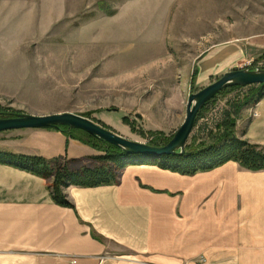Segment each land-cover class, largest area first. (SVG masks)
I'll use <instances>...</instances> for the list:
<instances>
[{"label":"crops","instance_id":"0c3cea01","mask_svg":"<svg viewBox=\"0 0 264 264\" xmlns=\"http://www.w3.org/2000/svg\"><path fill=\"white\" fill-rule=\"evenodd\" d=\"M263 52L264 31L214 43L194 59L195 82ZM236 130L264 145V96ZM0 150L65 157L72 169L103 155L46 129L4 131ZM138 160L120 169L117 184L66 187L74 207L55 204L46 179L0 162V264H264V170L228 161L182 175Z\"/></svg>","mask_w":264,"mask_h":264},{"label":"rangeland","instance_id":"374dc122","mask_svg":"<svg viewBox=\"0 0 264 264\" xmlns=\"http://www.w3.org/2000/svg\"><path fill=\"white\" fill-rule=\"evenodd\" d=\"M257 31L264 0H0V109L71 112L126 139L162 143L184 121L188 96L224 74L199 86L195 57ZM255 67L264 52L234 69ZM240 87L219 92L190 137L206 139L200 129L243 98L249 88Z\"/></svg>","mask_w":264,"mask_h":264},{"label":"trees","instance_id":"16d2710c","mask_svg":"<svg viewBox=\"0 0 264 264\" xmlns=\"http://www.w3.org/2000/svg\"><path fill=\"white\" fill-rule=\"evenodd\" d=\"M101 2L100 7L103 9L105 7H103ZM194 78L195 74H193L192 79ZM238 88L242 87L233 86L222 90L220 94ZM248 88V92L243 98L235 99L229 103V108L223 111L220 121L215 123L213 129H200V131H207V133H203L206 139L200 137L199 134H194L186 144L184 154L144 158L140 162L157 165L162 169H168L182 175H194L198 172L209 171L228 161L237 162L248 170H264V145L251 143L244 137L245 130L241 131L240 135H236L235 132L237 120L240 118L242 109L254 105L264 96V83L250 85ZM216 98L214 97L208 101L199 111L195 126L203 118L208 105L214 102ZM13 116H16L15 112L0 109V117ZM123 120L127 122L126 118ZM55 130L62 132L68 138L76 139L103 152V155L96 157L92 166H84L79 169H72L70 167L71 161L65 157L47 159L39 155L17 154L2 150H0V162L14 165L46 179L51 200L60 206L74 207L65 192L66 187L69 185L96 187L117 184L120 169L126 163L140 159L138 156L127 154L119 147L99 140L83 130L66 125L60 126ZM151 134L153 135L154 133ZM169 139L166 138L161 143L155 138L148 143L162 146Z\"/></svg>","mask_w":264,"mask_h":264},{"label":"water","instance_id":"95a60500","mask_svg":"<svg viewBox=\"0 0 264 264\" xmlns=\"http://www.w3.org/2000/svg\"><path fill=\"white\" fill-rule=\"evenodd\" d=\"M262 83H264V67L239 68L225 72L221 77L201 90L191 93L187 98L184 121L173 137L162 146L126 139L90 119L71 112L48 115L21 114L16 117L0 118V132L18 129H56L66 125L83 130L99 140L115 145L127 154L142 158L184 154L185 146L194 129L197 115L208 101L228 87L250 86Z\"/></svg>","mask_w":264,"mask_h":264},{"label":"built area","instance_id":"2783aa9c","mask_svg":"<svg viewBox=\"0 0 264 264\" xmlns=\"http://www.w3.org/2000/svg\"><path fill=\"white\" fill-rule=\"evenodd\" d=\"M262 64H263L262 62L259 63L260 66H261Z\"/></svg>","mask_w":264,"mask_h":264}]
</instances>
